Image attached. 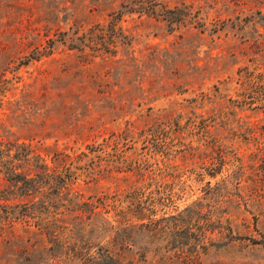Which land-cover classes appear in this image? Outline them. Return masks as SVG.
<instances>
[{
  "label": "rangeland",
  "instance_id": "obj_1",
  "mask_svg": "<svg viewBox=\"0 0 264 264\" xmlns=\"http://www.w3.org/2000/svg\"><path fill=\"white\" fill-rule=\"evenodd\" d=\"M0 76L51 175L0 264H264V0H0ZM133 188L167 227L120 223Z\"/></svg>",
  "mask_w": 264,
  "mask_h": 264
},
{
  "label": "trees",
  "instance_id": "obj_2",
  "mask_svg": "<svg viewBox=\"0 0 264 264\" xmlns=\"http://www.w3.org/2000/svg\"><path fill=\"white\" fill-rule=\"evenodd\" d=\"M135 9L139 12H154L155 7L153 5L150 8L144 7V5H139L138 7H135ZM174 18L176 17L172 16L170 20L173 21ZM6 89V80L4 77L0 76V102ZM20 147L21 144L16 141L12 139H5L0 136V174L9 182V186L0 188V234L3 230L14 227V224L17 221L28 224L30 219L35 216L36 206L34 202L25 205L26 207L24 212H19L16 208L17 205H19V202L9 203V196L21 194L22 196L33 197L35 195L34 193L40 190L43 179L51 177L50 173H48L45 169H42L41 174H37V177H30L26 172L19 169L21 164L20 160L29 159L28 151H23ZM44 164L45 163L43 162L40 163L42 166H45ZM45 195L49 201H53L54 196H52L50 192ZM147 195L148 193L145 192L143 188H133L122 196H116L113 198L114 206L123 201H127L128 203L126 209H119L116 213L122 218V220H124L120 223L131 222L134 217L135 219L140 220V225L149 224L153 229L168 226L167 223L158 222L150 216L151 213L156 212L158 204H164V206L168 204L160 203V201L155 199V197H151L150 200H148ZM102 199L105 201L104 196H102ZM50 204L51 203H49V205ZM165 217L166 215H162L160 219H165ZM145 218L147 219L146 221H144Z\"/></svg>",
  "mask_w": 264,
  "mask_h": 264
}]
</instances>
